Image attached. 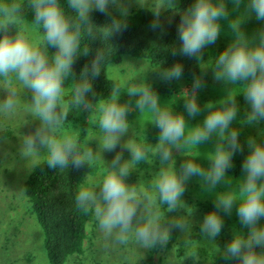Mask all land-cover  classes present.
Masks as SVG:
<instances>
[{"label": "clouds", "instance_id": "clouds-1", "mask_svg": "<svg viewBox=\"0 0 264 264\" xmlns=\"http://www.w3.org/2000/svg\"><path fill=\"white\" fill-rule=\"evenodd\" d=\"M132 2L152 14V29L161 27L162 13L180 15L177 26L180 44L178 48L173 46L171 53L194 58L201 71V75L193 77L191 89L180 93L184 112L162 104L145 75L154 69H145L138 82L127 84L126 92L117 84L108 100L98 105L90 101V94L97 95L93 81L101 75L108 56L99 47L95 50L88 47L84 41H95L102 36L110 42L114 35L126 30L129 5L125 0H67L70 15L61 0H29L33 13L30 24L23 21L22 3L0 2V89L5 93L0 99V115L15 114L23 91L30 93L25 110L32 121H38L34 131L21 138L20 158L33 165L44 158L49 169H79L101 160L102 180L97 187L82 186L75 197L76 205L83 213L93 216L109 246L134 244L145 253L149 250L163 253L174 232L185 236L193 230L194 209L183 196L187 183L197 177L207 193H215V210L206 213L199 225V233L212 246L215 256L236 264H264V224L261 223L264 220V136H261L264 127H259L264 125V27L252 35L242 30L244 22L253 15L257 21H264V0H193L183 10L178 7V0ZM110 6L118 15L110 11ZM93 12L111 19L98 26L93 22ZM222 21L227 22L232 39L209 67L203 53L220 37ZM34 29L42 30L43 35L33 38ZM50 48L55 49L51 55ZM89 55L91 61L77 75L74 71L77 58ZM158 68L163 81L179 80L183 75V65L179 62ZM209 68L214 80L222 82L228 92L219 100L207 102L202 122L190 125L189 118L195 119L202 111L197 94L205 87L203 74ZM69 78L78 82L73 84L71 100L65 103V82ZM233 86L242 90L234 94ZM122 93L127 94L129 101L120 102ZM241 94L248 108L238 120L237 96ZM70 108L98 114L95 148L81 147L75 133L61 131ZM130 112L151 115L150 124L159 129L155 144L134 139L136 133L128 119ZM234 121H242L239 123L242 126L259 127V131L242 143ZM213 138L207 167L188 158L192 148H199ZM118 147L120 151H116ZM245 147L242 176L234 186L228 170L233 167V157L243 153ZM124 150L130 158H123ZM174 150L184 157L178 169ZM104 152L115 155L106 161L102 157ZM154 160L159 168L146 185L143 180L128 182L138 164ZM234 207L241 228L234 230L232 238L221 247L217 238L224 228V216H231Z\"/></svg>", "mask_w": 264, "mask_h": 264}, {"label": "trees", "instance_id": "trees-1", "mask_svg": "<svg viewBox=\"0 0 264 264\" xmlns=\"http://www.w3.org/2000/svg\"><path fill=\"white\" fill-rule=\"evenodd\" d=\"M0 2L11 3L12 0H0ZM17 2L24 5L23 21L30 23L33 18V13L29 7V0H17ZM192 3L193 0H179L178 7L183 10ZM61 4L64 6L66 13L70 15L71 11L67 8V0H61ZM228 7L229 9L232 7L230 2L228 3ZM111 12L118 15V12ZM92 18L93 22L98 26L109 22L111 19L110 16L99 12H93ZM152 21V14L144 8H139L129 12L126 30L114 35L110 42L102 36H98L95 41L90 39L84 41V44L88 47L93 50L99 47L108 56V62L102 66L101 75L93 81V88L97 95L92 97L90 94L89 99L94 105L108 100L112 87L119 84L108 76L107 69L109 65L120 62L125 56L143 59L155 67L161 66L162 68L169 67L177 62L181 63L183 65L182 76L187 78L190 89L193 77L201 75L197 61L194 58L180 55L173 56L171 53L172 47L175 46L178 48L180 44L177 36L180 15L178 13L171 15L169 13H162L161 27L157 29L150 27ZM249 21H251V24ZM253 23L257 25L255 16L250 17L244 22L242 30L250 35L249 28ZM38 32L40 36L43 35L42 30H38ZM54 51L55 49L50 48L48 50L49 55ZM91 59V55L77 58L74 64V71L77 75L84 64L89 63ZM68 80L70 82V92L65 100L69 102L72 96L71 90L73 84L78 81H71L70 78ZM204 84L205 87L199 90L198 93L200 97L199 101L203 105L209 101L219 100L226 96L228 92V88L222 82L215 81ZM121 90L122 92H126V88L124 87H121ZM154 90L157 91L162 103H167L166 106L173 108L177 112H184V100L177 99L171 93V88L158 86ZM241 90L240 86H233L234 94H238ZM241 98H243V94L237 96V101ZM129 99L126 93H122L120 102L124 103L129 101ZM202 107L200 115L195 119L189 118L188 122L190 125L202 122L206 115V111ZM82 112L83 115L76 117L77 110L70 108L69 117L65 124H71L73 126L75 121H78V124L75 126V134L79 145L81 147L85 145L92 146L90 133L92 130V134L98 132V126L94 128V125L99 123V116L94 111ZM184 114L187 117V113L185 112ZM138 115L139 113H136L135 123L140 121ZM149 119L151 120V115H149ZM147 122L146 124L149 127H153V125ZM259 127H264V125ZM262 131L264 132V130ZM246 139L245 135L240 132L241 142L243 143ZM214 140L215 138L199 148H192L190 158L207 167V160L210 151L214 147ZM246 155L247 148L245 147L243 153H237L233 157V167L228 170V175L233 180L234 186L239 183L240 177L242 176L241 165ZM102 165L101 160H98L89 167L84 166L79 169L72 167L68 169H49L45 159H43L34 165L26 175L23 192L27 199L29 213L35 216L43 231V251L49 264H66L70 257L83 253L84 241L87 238V224L92 215L90 213H83L77 207L75 197L79 189L83 186L84 177L87 175H95L103 168ZM202 191L206 193L204 195L205 200L203 202L198 200L197 204L206 213V210L210 208L211 210L214 209L212 208L214 207V199L212 194L207 193L205 190ZM240 228L241 225L234 210L231 216H224V228L217 238V243L222 247L232 238L234 230H239ZM182 242L187 244H182ZM161 260V264H236L235 261L225 262L219 256L216 257L213 248L203 240L199 232L188 233L185 236H180L178 232H174Z\"/></svg>", "mask_w": 264, "mask_h": 264}, {"label": "rangeland", "instance_id": "rangeland-1", "mask_svg": "<svg viewBox=\"0 0 264 264\" xmlns=\"http://www.w3.org/2000/svg\"><path fill=\"white\" fill-rule=\"evenodd\" d=\"M125 2L129 5V12L140 8L137 4L132 2V0H125ZM110 11L117 12L116 9L111 6ZM241 11H243V6H241ZM256 22L257 25L253 23L249 28L250 35L261 27H264V21L256 20ZM24 23L30 24L26 21H24ZM249 23L251 24V21H249ZM221 24L222 30L220 37L215 44L209 45L203 53V59L205 62L208 61L209 67L213 66L214 59L227 47L232 39L227 23L222 21ZM39 36L38 30L34 29L33 38ZM145 69L154 70L145 74ZM160 70V68L153 66L146 60L125 56L120 62L109 65L107 73L110 78L118 82L119 85L124 88H126L128 83L138 82L145 74L147 81L153 88L158 86L171 88V93H173L177 99H182L180 94L181 91L190 90L187 78L182 76L179 80L170 82L163 81L159 75ZM203 80L204 83L215 82L211 68L207 69L203 74ZM65 87L64 102L68 103L65 99L70 92L69 80L65 82ZM4 95L3 89H0V99H2ZM197 98L200 107H204L199 101L200 97L198 94ZM29 99L30 93L25 94L21 91L19 96L20 103L15 114L10 117L0 115V264H49L43 251V231L35 216L29 213L27 199L22 191L26 175L31 171L34 165L31 161L20 158L19 146L23 134L34 131L35 127L38 125V121H32V117L25 110L24 105ZM237 103L240 110L239 120L244 116L248 105L244 97L239 99ZM162 104L167 105V103L164 102ZM136 113L137 112H130L128 116L129 121L133 125V130L136 133L134 139H136L137 142L145 144H155L158 139L159 129L154 126L149 127L146 124V121L150 124V114H139L140 121L135 123ZM81 115H83V112L77 111L76 117H80ZM26 122H28L27 125H25ZM239 123H242V121H234L233 126L238 127L246 138L249 135H257L259 127L242 126ZM76 124H78V121H75L73 126L71 124H65L61 131L69 134L76 133ZM95 126L97 127L98 123L94 125V128ZM97 130L98 132L95 134H92L93 130L90 133L93 148L96 147L94 140L99 134V128H97ZM128 135H131V130ZM261 136H264L263 131H261ZM127 138L126 136L124 139ZM257 138L259 139L260 137L258 136ZM116 151H120V148L118 147ZM114 155L115 152L102 153V157L106 161H110ZM174 156L178 169L184 157L179 155L175 150ZM123 158H130L127 150L123 151ZM43 159L44 158H41L40 161ZM102 166L103 168L95 175H87L84 177V187L98 186L104 175V164ZM158 168V161L154 160L152 163L142 162L135 167L133 173H131L128 178V182L134 183L137 180H143L146 185L147 182L154 177ZM222 187L223 186H221V188ZM202 190L204 189L201 187L197 177H193L186 185L183 199L189 204L190 208L194 209L191 217L194 227L190 233L199 232V225L204 215L215 210V208L212 207L214 208L213 210L210 208L204 213L197 204L198 200L202 202L205 200L204 195L206 193ZM211 194L214 199L215 193ZM165 215L167 217L166 213ZM261 223L264 224V220H262ZM203 240L207 242L204 238ZM182 244L187 243L182 242ZM83 246V253L70 257L66 264H161V258L165 253V251L163 253H157L155 250H149L145 253L134 244H130L127 247L109 246L103 234L99 232L93 216L87 224V238ZM144 255H146V258L142 259Z\"/></svg>", "mask_w": 264, "mask_h": 264}]
</instances>
